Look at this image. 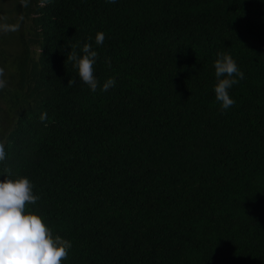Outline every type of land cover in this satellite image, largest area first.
Here are the masks:
<instances>
[{"label": "trees", "instance_id": "trees-1", "mask_svg": "<svg viewBox=\"0 0 264 264\" xmlns=\"http://www.w3.org/2000/svg\"><path fill=\"white\" fill-rule=\"evenodd\" d=\"M125 1L146 31L144 49L129 63L104 67L101 77L128 72L137 97L164 98L170 90L173 98L153 135L134 137L124 127L99 135L94 128L74 129L70 155L45 154L39 175L53 210L78 228L99 222L100 230L74 241L95 251L102 264H264V0H225L223 7L222 0H186L169 19L178 36L162 33L169 10L162 0ZM103 15L85 16L82 26ZM132 49L122 44L123 51ZM220 52L245 76L229 89L236 103L223 112L214 93ZM138 108L150 111L145 99ZM177 132L184 148L174 142ZM69 156L70 164L64 162ZM115 157L136 180L117 191L129 206L109 202L110 192L91 170ZM98 168L114 188L117 180ZM169 204L192 217L187 228L193 237L174 241L168 234ZM217 211L218 224L205 229Z\"/></svg>", "mask_w": 264, "mask_h": 264}, {"label": "clouds", "instance_id": "clouds-1", "mask_svg": "<svg viewBox=\"0 0 264 264\" xmlns=\"http://www.w3.org/2000/svg\"><path fill=\"white\" fill-rule=\"evenodd\" d=\"M162 1L169 8L162 33L178 36L169 19L188 1ZM98 13L104 15L82 26L85 16ZM145 37L138 11L125 0H0V264H102L95 251L74 241L100 230L99 222L78 228L56 213L39 171L45 154H71L66 146L74 129L94 128L99 135L124 127L134 137L157 132L165 103L173 98L170 90L164 98L154 93L137 97L132 74L101 77L104 67L142 54ZM125 41L134 49L123 51ZM214 69L215 99L223 112L236 103L229 89L245 76L225 52L217 54ZM140 99L150 111L138 108ZM149 118L152 123H141ZM174 142L184 148L178 132ZM98 166L117 180L114 188ZM98 166L91 170L110 192L107 200L131 205L117 193L136 182L129 165L115 157ZM182 211L168 205L165 228L174 241L193 237L187 228L192 217ZM218 217L219 211L213 213L204 228L218 224ZM252 224L260 230L257 222Z\"/></svg>", "mask_w": 264, "mask_h": 264}]
</instances>
